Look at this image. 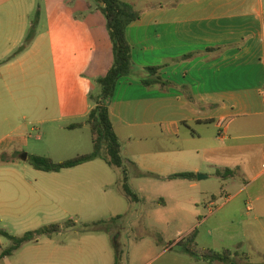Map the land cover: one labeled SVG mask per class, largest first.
Masks as SVG:
<instances>
[{
  "label": "rangeland",
  "instance_id": "374dc122",
  "mask_svg": "<svg viewBox=\"0 0 264 264\" xmlns=\"http://www.w3.org/2000/svg\"><path fill=\"white\" fill-rule=\"evenodd\" d=\"M138 1V10L158 5ZM159 3L167 8V0ZM0 5V143L19 134L21 139L17 151L3 154L1 161H13V186L20 178L24 197L42 202V213L34 220L0 222V231L20 237L51 224L62 227L52 237L42 236L3 259L12 241L0 234V264H115V260L125 264L129 250L153 247L160 236L165 239L161 245L179 250L175 243L193 231L198 249L225 251L213 250L210 242L216 220L228 215V196L191 208L170 204L165 210L155 203L165 185L145 168L174 171L150 156L167 146L157 130L142 140L137 130L117 126L130 187L144 198L133 206L122 191L121 172L102 159L59 173L37 171L23 159L39 156L60 163L93 151L88 125L68 127L85 122L88 105L94 108L101 99L98 80L114 64L113 42L97 0H0ZM53 41L58 44L56 59ZM124 85L121 82L117 90ZM131 93L136 92L127 96ZM122 103L124 116L148 107L139 97L129 96ZM105 183L112 185L108 194L100 191ZM112 210L119 211V219L112 217ZM71 223L75 225L68 227ZM52 253L53 262L48 260Z\"/></svg>",
  "mask_w": 264,
  "mask_h": 264
},
{
  "label": "crops",
  "instance_id": "0c3cea01",
  "mask_svg": "<svg viewBox=\"0 0 264 264\" xmlns=\"http://www.w3.org/2000/svg\"><path fill=\"white\" fill-rule=\"evenodd\" d=\"M153 1L158 5L143 10L136 8L141 1H124L141 17L126 33L132 75L118 82L125 85L116 88L110 103L115 132L117 126L134 129L143 140L159 131L167 146L150 156L174 171L145 168L165 185L154 202L167 210L170 204L191 208L228 196V215L216 220L210 248L233 250L231 264H264V0H167V8ZM57 47L53 41V59ZM150 67L160 68L166 86L143 85ZM130 92L148 107L124 116L122 101ZM91 109L88 105L86 117ZM19 140L20 134L0 143L1 223L22 224L42 213L41 200L24 197L20 178L13 186V161H1L17 151ZM179 173L196 178L168 180ZM111 186L102 184L100 191L108 194ZM119 214L112 210V217ZM142 242L143 237L137 243ZM164 242L160 236L153 247L129 250L125 264H207Z\"/></svg>",
  "mask_w": 264,
  "mask_h": 264
},
{
  "label": "trees",
  "instance_id": "16d2710c",
  "mask_svg": "<svg viewBox=\"0 0 264 264\" xmlns=\"http://www.w3.org/2000/svg\"><path fill=\"white\" fill-rule=\"evenodd\" d=\"M97 1L99 2V9L105 14L107 20V27L113 42L115 60L107 75L98 80L102 88L101 99L98 100L96 106L91 109L85 122L73 124L68 127L69 130H76L82 128L85 124L88 125L92 133L93 151L88 154L78 155L73 159L60 163H55L50 158L39 156L29 157L28 162L37 171L59 173L63 170L73 169L102 159L110 167L121 172V187L123 193L132 202H137L139 198L130 187L128 171L124 166L122 157V146L111 119L110 103L115 95L118 82L132 75L134 67L132 61V48L127 40L126 33L129 25L140 19L141 13L136 11L132 4L122 0ZM102 3L104 5H102ZM147 72L149 77L142 79L143 85L148 88L166 86L167 82L162 78L160 68L150 67L147 68ZM195 178L196 174L194 173H179L170 176L168 180H193ZM119 218L120 217H117L115 219ZM101 223L107 222L104 221ZM71 225L74 226L75 223L67 224L68 227ZM61 230L62 227L59 224H51L38 230L29 231L20 237L12 236L5 231H0L1 235L12 241L11 246L4 251L1 259L11 256L14 252L27 244L37 243L42 236L52 237ZM196 240L197 231H193L184 239L176 242V245L179 246L184 253L196 260H203L207 264H231L233 262V257L235 256L234 252L225 250L218 253L211 250H200L198 249Z\"/></svg>",
  "mask_w": 264,
  "mask_h": 264
},
{
  "label": "water",
  "instance_id": "95a60500",
  "mask_svg": "<svg viewBox=\"0 0 264 264\" xmlns=\"http://www.w3.org/2000/svg\"><path fill=\"white\" fill-rule=\"evenodd\" d=\"M102 5H104V4L102 3ZM23 159H24L25 161H28V156L25 155V156L23 157ZM199 177H201V176H199Z\"/></svg>",
  "mask_w": 264,
  "mask_h": 264
}]
</instances>
